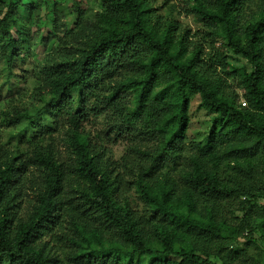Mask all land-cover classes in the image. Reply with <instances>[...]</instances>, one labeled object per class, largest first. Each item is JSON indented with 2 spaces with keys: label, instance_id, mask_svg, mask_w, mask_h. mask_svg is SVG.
Wrapping results in <instances>:
<instances>
[{
  "label": "trees",
  "instance_id": "obj_1",
  "mask_svg": "<svg viewBox=\"0 0 264 264\" xmlns=\"http://www.w3.org/2000/svg\"><path fill=\"white\" fill-rule=\"evenodd\" d=\"M155 1L0 0V264H263L264 0Z\"/></svg>",
  "mask_w": 264,
  "mask_h": 264
},
{
  "label": "rangeland",
  "instance_id": "obj_2",
  "mask_svg": "<svg viewBox=\"0 0 264 264\" xmlns=\"http://www.w3.org/2000/svg\"><path fill=\"white\" fill-rule=\"evenodd\" d=\"M156 6H158L159 12L167 13V10L172 6L175 5L176 8V15L182 21L183 24H188L192 28V32H195L198 27L199 23L197 22L194 14L187 10V3L185 0H156ZM196 37H199L198 35ZM195 37V38H196ZM208 52H213L211 48H207ZM231 53V60L236 65L240 66L243 61L235 56L232 52ZM242 68L237 70V73H241ZM241 91V90H239ZM244 99V98H242ZM200 95L195 94L192 97L191 108H190V116L191 121L188 128V135L191 138L196 140H201L205 133L208 131L210 123H211V113L208 112L207 109L200 106ZM6 134V133H5ZM123 150L122 145L116 146V153L119 155ZM262 260L264 264V245L262 251Z\"/></svg>",
  "mask_w": 264,
  "mask_h": 264
},
{
  "label": "built area",
  "instance_id": "obj_3",
  "mask_svg": "<svg viewBox=\"0 0 264 264\" xmlns=\"http://www.w3.org/2000/svg\"><path fill=\"white\" fill-rule=\"evenodd\" d=\"M241 103H242L243 105H245V104H246L245 99H241Z\"/></svg>",
  "mask_w": 264,
  "mask_h": 264
}]
</instances>
